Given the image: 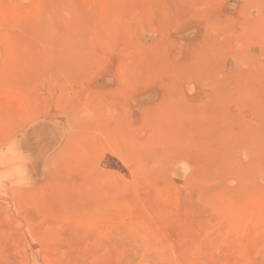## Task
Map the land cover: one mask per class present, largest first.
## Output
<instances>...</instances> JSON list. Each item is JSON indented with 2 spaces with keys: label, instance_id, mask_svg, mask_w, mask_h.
<instances>
[{
  "label": "rangeland",
  "instance_id": "374dc122",
  "mask_svg": "<svg viewBox=\"0 0 264 264\" xmlns=\"http://www.w3.org/2000/svg\"><path fill=\"white\" fill-rule=\"evenodd\" d=\"M0 264H264V0H0Z\"/></svg>",
  "mask_w": 264,
  "mask_h": 264
}]
</instances>
